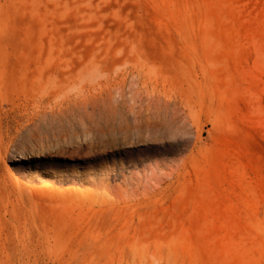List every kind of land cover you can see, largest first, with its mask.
Returning <instances> with one entry per match:
<instances>
[{"label":"rangeland","instance_id":"374dc122","mask_svg":"<svg viewBox=\"0 0 264 264\" xmlns=\"http://www.w3.org/2000/svg\"><path fill=\"white\" fill-rule=\"evenodd\" d=\"M0 264H264V0H0Z\"/></svg>","mask_w":264,"mask_h":264},{"label":"bare ground","instance_id":"6f19581e","mask_svg":"<svg viewBox=\"0 0 264 264\" xmlns=\"http://www.w3.org/2000/svg\"><path fill=\"white\" fill-rule=\"evenodd\" d=\"M36 120V119H35Z\"/></svg>","mask_w":264,"mask_h":264}]
</instances>
